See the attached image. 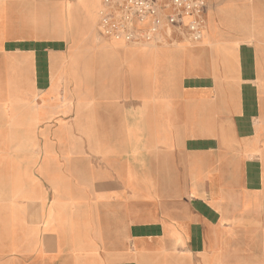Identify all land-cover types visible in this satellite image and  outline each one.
<instances>
[{"label":"crops","instance_id":"0c3cea01","mask_svg":"<svg viewBox=\"0 0 264 264\" xmlns=\"http://www.w3.org/2000/svg\"><path fill=\"white\" fill-rule=\"evenodd\" d=\"M207 3L229 72L0 0V264H264V0Z\"/></svg>","mask_w":264,"mask_h":264},{"label":"built area","instance_id":"2783aa9c","mask_svg":"<svg viewBox=\"0 0 264 264\" xmlns=\"http://www.w3.org/2000/svg\"><path fill=\"white\" fill-rule=\"evenodd\" d=\"M207 0H101L98 39L125 44L160 43L172 34L190 43L202 40Z\"/></svg>","mask_w":264,"mask_h":264},{"label":"rangeland","instance_id":"374dc122","mask_svg":"<svg viewBox=\"0 0 264 264\" xmlns=\"http://www.w3.org/2000/svg\"><path fill=\"white\" fill-rule=\"evenodd\" d=\"M96 11H95L94 15L97 18ZM95 16H94V18H95ZM35 17H37V16L35 15ZM96 23H97V19H96V22H95V24L93 25V27L91 29L90 35L93 37V40H95V38H96V40L98 41V44H96V45L98 47L107 46L104 41H101L97 37V34H96L97 24ZM205 28L206 29H205L204 34L207 37L205 35H203V40L201 42L202 44L201 43H199V44H192V45L183 44L181 42L182 39L181 38H177V40H179V42L176 41V43H173L174 47L175 48L176 47L192 48L193 46H203V44H204L207 48L208 47L211 48V51L213 53V56L215 57V59H214L215 60V66H214V68L217 69V66L219 64L224 71L226 70L227 72H229V70L231 69V66H229L228 63H226V60L224 59L225 57L220 54V48L222 47V44H221V41L222 40L217 35H215V34H213V37H210L209 36V33H208V30L209 29H208L207 23L205 24ZM204 37H206V38H204ZM165 39L167 40L168 38L162 37V40L160 41V43L159 42L158 43H152V42H145L144 41V42H136V43H128V44L120 43V46L127 47V48L128 47H144V46L151 47V48H160L162 46L167 47V48H174V47H172L173 46L172 43H170L171 41H168L169 42L168 43L169 45H166V40ZM170 45H172V46H170Z\"/></svg>","mask_w":264,"mask_h":264},{"label":"bare ground","instance_id":"6f19581e","mask_svg":"<svg viewBox=\"0 0 264 264\" xmlns=\"http://www.w3.org/2000/svg\"><path fill=\"white\" fill-rule=\"evenodd\" d=\"M205 35V34H204ZM206 36V35H205ZM207 37V36H206ZM206 37H204V38H206ZM202 40H203V38H202ZM202 40L201 41H199V42H197V43H190L189 41H187V40H185V39H183V40H181V42L183 43V44H188V45H192V44H199V43H201L202 42Z\"/></svg>","mask_w":264,"mask_h":264}]
</instances>
